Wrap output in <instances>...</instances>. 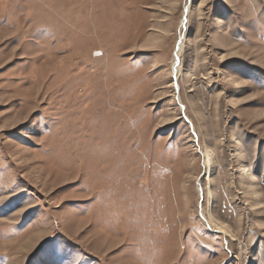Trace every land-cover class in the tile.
<instances>
[{
    "label": "rangeland",
    "instance_id": "374dc122",
    "mask_svg": "<svg viewBox=\"0 0 264 264\" xmlns=\"http://www.w3.org/2000/svg\"><path fill=\"white\" fill-rule=\"evenodd\" d=\"M0 264H264V0H0Z\"/></svg>",
    "mask_w": 264,
    "mask_h": 264
},
{
    "label": "bare ground",
    "instance_id": "6f19581e",
    "mask_svg": "<svg viewBox=\"0 0 264 264\" xmlns=\"http://www.w3.org/2000/svg\"><path fill=\"white\" fill-rule=\"evenodd\" d=\"M190 6H191V4H190ZM190 6H187L185 8V13H183V15H182L183 17H182L181 22H180L181 30H183V29L186 30L187 15H188V12L190 10ZM186 12H187V14H186ZM180 36H181V34H180ZM183 36L181 38V41L178 42L177 47H176V49L174 51V56H173V59H172V66H171V70H172L171 76L173 77L172 88L174 89V92H175V95H176V100L179 103V106H180L181 109H184V106H183V104H182V102L180 100V97H179V92H180L179 77L181 76V72H182L180 58H181V55H182V52H183V43H182ZM189 123H190V127H191L192 131L195 132L193 124L191 123V121ZM199 151H200V149H199ZM201 154L203 155V158H204V161H203V166L205 168V173H204L205 176L204 177L206 178V180H209L210 177H211V176H209L210 175L209 159L211 157L208 154L207 149H205V148H204V150H201ZM197 186H198V188H197L198 194L202 198L203 189L201 187V184L199 182H197ZM207 197H208V201H209V204H210V202H211L210 201L211 193H210V188L209 187L207 188ZM200 209H201V212L199 213L200 214V218H202V220L205 221L206 230H208V232H210V233L214 232V233L221 234L223 236H227V237L230 236V237L234 238L232 236L231 232L226 227H224L223 225H221L220 223H218L217 221H215L214 219H212L210 217V215H211L210 212H208V214L210 213V215L208 217L209 219L204 216V212H203L201 204H200Z\"/></svg>",
    "mask_w": 264,
    "mask_h": 264
}]
</instances>
